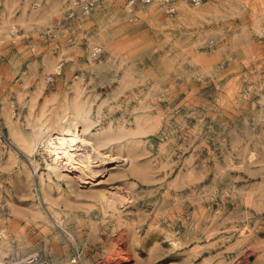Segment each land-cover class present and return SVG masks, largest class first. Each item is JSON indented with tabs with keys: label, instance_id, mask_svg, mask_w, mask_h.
Here are the masks:
<instances>
[{
	"label": "rangeland",
	"instance_id": "obj_1",
	"mask_svg": "<svg viewBox=\"0 0 264 264\" xmlns=\"http://www.w3.org/2000/svg\"><path fill=\"white\" fill-rule=\"evenodd\" d=\"M64 119L119 163L50 179L23 142ZM0 248L264 264V0H0Z\"/></svg>",
	"mask_w": 264,
	"mask_h": 264
},
{
	"label": "bare ground",
	"instance_id": "obj_2",
	"mask_svg": "<svg viewBox=\"0 0 264 264\" xmlns=\"http://www.w3.org/2000/svg\"><path fill=\"white\" fill-rule=\"evenodd\" d=\"M77 122H68L64 119L57 128L52 130L39 128L24 139L23 148L31 157L32 163H34L32 156L44 155L43 165L50 179L52 177L57 180L75 177L79 183L86 184L87 181L92 182L101 178L106 170H109L107 167L119 161L118 156L115 158L109 153L100 151L101 149L92 141L93 138L90 139L80 132ZM122 160L124 162V159ZM116 195L118 194L110 197L103 196L114 210L123 205ZM123 237L122 235L119 239L120 242L125 241ZM4 255H6L5 250L0 248V264H8ZM129 260L131 261L130 252L120 248L113 257L108 259L107 264H129Z\"/></svg>",
	"mask_w": 264,
	"mask_h": 264
},
{
	"label": "built area",
	"instance_id": "obj_3",
	"mask_svg": "<svg viewBox=\"0 0 264 264\" xmlns=\"http://www.w3.org/2000/svg\"><path fill=\"white\" fill-rule=\"evenodd\" d=\"M194 1H196V0H194Z\"/></svg>",
	"mask_w": 264,
	"mask_h": 264
}]
</instances>
